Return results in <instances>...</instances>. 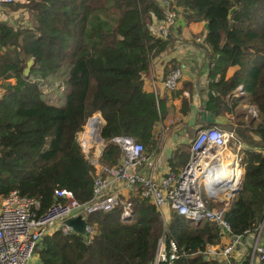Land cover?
<instances>
[{"label":"trees","instance_id":"trees-1","mask_svg":"<svg viewBox=\"0 0 264 264\" xmlns=\"http://www.w3.org/2000/svg\"><path fill=\"white\" fill-rule=\"evenodd\" d=\"M5 7L26 8L30 23L0 21V196L15 190L33 197L38 212L58 200L55 189L87 201L94 168L77 135L93 114L101 118L99 164L118 160L119 148L111 141L115 136H130L145 152L151 148L161 111L150 87L143 89V77L151 60L172 41L171 27L180 18L185 24L204 22L203 32L192 38L201 37V43H194L204 54L208 79L199 108L216 116L223 106L233 112L240 102L255 113L243 116L244 121L232 120L231 113V121L223 124L234 126L235 136L249 148L242 156L238 191L219 201L205 196L204 201L209 208H225L229 233L241 240L261 222L264 0H168L175 17L164 38L155 31L167 11L158 0H23ZM29 58L34 62L24 77ZM239 84L243 93L232 96ZM45 87L50 88L46 95ZM187 108L184 98L180 111ZM130 202V218L120 219L119 208L89 214L86 221L94 231L88 241L59 230L42 235L34 249L36 264H150L159 236L172 239L178 249L177 258L162 264H248V248L239 260L204 252L228 236L215 223L190 224L170 211L163 229L148 200L135 192Z\"/></svg>","mask_w":264,"mask_h":264},{"label":"built area","instance_id":"built-area-1","mask_svg":"<svg viewBox=\"0 0 264 264\" xmlns=\"http://www.w3.org/2000/svg\"><path fill=\"white\" fill-rule=\"evenodd\" d=\"M22 1L0 0V6ZM158 1L167 11L165 19L157 24L155 31L164 38L168 26L173 23L175 12L168 9V0ZM16 13L17 9L8 13L7 10L3 12L6 18L9 17L8 20L15 19ZM193 40L195 43H201V37H195ZM182 74V69L178 65L168 68L160 79L150 81V91L156 97L157 83L165 91L176 89ZM242 93V86L238 85L232 96ZM247 111L251 115L255 114L250 108ZM90 120L95 121V129L89 140L82 136L78 140L77 137L84 154L91 149L95 141H99L97 131L100 117L93 114L87 119V123ZM170 123L167 121L166 125ZM158 125L162 123L159 122ZM111 141L118 146L120 156L110 166L99 164L97 156L95 164L89 160L94 168V178L91 197L87 201L78 202L73 199L70 191L64 188L55 189L53 193L58 200L38 212L39 205L33 197L19 195L15 190L0 196V264H28L39 238L56 230L63 234L74 233L64 220L78 214L84 220L83 236L88 241L93 234L94 226L87 223L86 217L95 212H108L119 208L120 219L130 218L132 215L130 196L135 192L154 206L164 226L170 211H174L190 224L205 220L229 232L228 224L223 219L225 208L207 207L197 188L202 186L209 199L219 201L231 196L230 189L240 186L241 160L247 147L235 136L234 126L216 124L198 128L188 139V158L183 166L177 172L165 171L159 179L142 172V164L147 156L140 142L134 141L130 136H115ZM260 152L264 155V149ZM232 174L233 179L230 178ZM213 175H218L222 179L229 176L231 185L229 192L222 194L215 192L217 187L225 186L228 182L222 184L209 181L211 180L209 177ZM210 191L213 195H209ZM263 226L264 216L253 231L246 233L247 240L231 239L224 245L220 244L216 251H212L214 258L228 260L234 246L240 244L249 249L248 264H264V239H260ZM204 252L208 254L206 249ZM177 256L175 242L161 236L157 239L150 264L170 262Z\"/></svg>","mask_w":264,"mask_h":264},{"label":"crops","instance_id":"crops-1","mask_svg":"<svg viewBox=\"0 0 264 264\" xmlns=\"http://www.w3.org/2000/svg\"><path fill=\"white\" fill-rule=\"evenodd\" d=\"M5 10H7V13L11 11L5 5L0 6V16L4 15L3 12ZM171 28L172 41L165 50L151 60L148 73L143 77V89L148 91L150 81L153 78L155 80L160 79L165 74V72L163 73L165 68H169L171 63L180 66L184 74L177 88L173 91H165L160 84H156L155 98L160 104L161 113L159 120H163V129L158 131L159 127L154 126L153 146L146 150L147 158L143 162L141 170L143 173L157 179L165 171L177 172L183 166L188 158V138L193 135L195 130L208 123L202 120L201 115L198 113L201 110L199 108L201 98L206 90L208 81L205 67L206 61L204 54L192 41L194 36L203 32L204 22L198 21L185 24L180 18H176ZM231 71L232 68L226 72V77ZM184 98L188 101V108L183 113L180 111V105ZM231 113L234 114L232 120H243V116L248 113L247 105L236 102L233 112L231 107H227L222 110V113L212 117L218 119L220 121L219 124H224L225 121H231L228 118H231ZM167 121L171 123L166 125ZM214 124L216 123H209L208 125ZM209 195H213L211 191ZM247 238L248 234L244 240H247ZM260 239H264V226L260 232ZM230 241L231 238L225 235L221 238V245ZM221 245L212 246L215 248L209 246L207 248L206 246L205 249L211 257H215L212 251H216ZM245 250L240 244L235 245L230 257L236 260L245 253Z\"/></svg>","mask_w":264,"mask_h":264},{"label":"rangeland","instance_id":"rangeland-1","mask_svg":"<svg viewBox=\"0 0 264 264\" xmlns=\"http://www.w3.org/2000/svg\"><path fill=\"white\" fill-rule=\"evenodd\" d=\"M16 18L15 19H11V20H8V18L9 17H7L6 18V15H3V16H0V21H3V22H6V23H9V24H11V25H16V26H19V25H21V26H28L29 25V23H30V15H29V11L26 9V8H22V7H20V8H18L17 9V13H16ZM168 23H170V22H168ZM160 27V26H159ZM183 76H184V74H182V77H181V80H182V78H183ZM180 80V81H181ZM10 81H12V80H10ZM179 81V82H180ZM55 85L57 84H60V82H55L54 83ZM179 84V83H178ZM53 86V88H51V89H54V87H56L57 88V86ZM178 86V85H177ZM50 88H48V87H45L44 89H43V94L44 95H46V92H48V91H50L49 90ZM59 89V88H58ZM57 90H55L54 91V93H57L56 92ZM59 91V90H58ZM50 98L53 100V101H55L56 100V96L54 95V94H51V96H50ZM225 108H224V106L222 107V110H224ZM250 109H252V110H254V108L253 107H251L250 106ZM248 114V113H247ZM248 115H250V114H248ZM86 122H85V124H84V127H83V130H82V132L81 133H79L78 135H77V137H78V140H79V138H81V136L85 133V129H86ZM158 131H161L162 129H163V126L162 125H158ZM166 130H167V128H166ZM157 131V132H158ZM99 142V141H98ZM94 142L93 143V145H92V147H91V149H89L88 151H85V154H86V156H87V158L90 160V161H92L93 162V164H95L96 162H95V159H96V156H98L99 155V152H100V148L102 147V142ZM187 151H188V145H187ZM84 154V155H85ZM198 192H199V194L201 195V197H202V199L204 200V197L206 196L207 197V195L205 194V191H204V189H203V187L202 186H198ZM219 189V188H218ZM208 198V197H207ZM160 217V216H159ZM160 219H161V217H160ZM161 221H162V219H161ZM162 226H163V229H164V225H163V221H162ZM160 237V236H159ZM28 264H36V258H35V256L33 255L32 256V258L30 259V261H29V263Z\"/></svg>","mask_w":264,"mask_h":264},{"label":"water","instance_id":"water-1","mask_svg":"<svg viewBox=\"0 0 264 264\" xmlns=\"http://www.w3.org/2000/svg\"><path fill=\"white\" fill-rule=\"evenodd\" d=\"M233 10H234V8H231L228 13L230 14ZM33 62L34 61L32 58H29L26 60L25 65L22 69V76L26 77L28 75L29 70H30ZM199 114L201 115L202 120H205L208 123H219L220 122L218 119H214L210 113L205 112L203 110H200ZM86 123H87V121H86ZM97 140L102 142V140L99 138L98 131H97ZM103 147H104V145L102 146V148ZM238 188L234 187V188L230 189L229 195H233L234 193H236L238 191ZM64 223L67 226H69L74 233L79 234V235L85 234V228H84L85 223H84V220L81 218V215L78 214L74 217L66 218L64 220ZM222 230L224 233L228 234V236H230L231 239H233V240H237V239L240 240L241 239V237L233 236L229 232H227L226 230H224V229H222ZM204 258H206V256H204Z\"/></svg>","mask_w":264,"mask_h":264},{"label":"bare ground","instance_id":"bare-ground-1","mask_svg":"<svg viewBox=\"0 0 264 264\" xmlns=\"http://www.w3.org/2000/svg\"><path fill=\"white\" fill-rule=\"evenodd\" d=\"M94 129H95V121L94 120H90L88 123H87V125H86V129H85V133L82 135V137L84 138V139H87V140H89V138L91 137V135H92V133H93V131H94ZM87 137V138H86ZM99 143V142H98ZM103 143V142H102ZM93 145V144H92ZM233 174L231 175V179H233ZM229 176H227V177H225L224 179H222V177H220V176H218V175H213V176H210L209 177V179H211V180H209V181H215V183H222V184H224L225 182H228L227 184H225V186L223 187V188H221V187H217L216 189H215V192L216 193H220V194H222V193H226V192H229V189L231 188V185H230V183H229ZM219 188V189H218Z\"/></svg>","mask_w":264,"mask_h":264},{"label":"clouds","instance_id":"clouds-1","mask_svg":"<svg viewBox=\"0 0 264 264\" xmlns=\"http://www.w3.org/2000/svg\"><path fill=\"white\" fill-rule=\"evenodd\" d=\"M239 85H240V84H239ZM237 86H238V85H237ZM237 86H236V87H237ZM241 86H242V85H241ZM236 87H235V88H236ZM233 91H234V90H233ZM154 97H155V96H154ZM248 108H250V106H247V110H248ZM248 114H250V113L248 112ZM250 115H251V114H250ZM251 116H253V115H251ZM100 120H101V119H100ZM86 121H87V120H86ZM159 122L162 123L163 120H162V121L158 120V122H157L155 125L158 126V123H159ZM100 123H101V122H100ZM216 124H219V123H216ZM216 124H214V125H216ZM221 124H222V123H221ZM162 125H163V124H162ZM208 126H209V125H208ZM201 127H206V126H201ZM199 128H200V127H199ZM195 131H196V130H195ZM194 133H195V132H194ZM194 133H193V134H194ZM188 139H189V138H188ZM187 145H188V140H187ZM143 147H144V146H143ZM246 147H247V146H246ZM246 149H249V148L247 147ZM144 151H145V150H144ZM259 152H260V151H259ZM145 153H146V152H145ZM244 153H245V152H244ZM260 153H261V152H260Z\"/></svg>","mask_w":264,"mask_h":264}]
</instances>
